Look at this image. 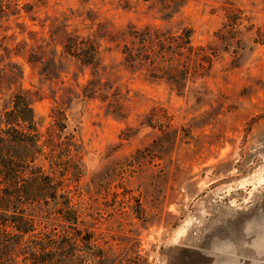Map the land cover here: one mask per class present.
Returning <instances> with one entry per match:
<instances>
[{"label":"rangeland","instance_id":"rangeland-1","mask_svg":"<svg viewBox=\"0 0 264 264\" xmlns=\"http://www.w3.org/2000/svg\"><path fill=\"white\" fill-rule=\"evenodd\" d=\"M41 3L0 21L49 178L0 264H264V0Z\"/></svg>","mask_w":264,"mask_h":264},{"label":"trees","instance_id":"trees-1","mask_svg":"<svg viewBox=\"0 0 264 264\" xmlns=\"http://www.w3.org/2000/svg\"><path fill=\"white\" fill-rule=\"evenodd\" d=\"M38 4L41 0H0V21L13 19L16 26L23 27V17L35 21ZM38 149L31 103L24 92H17L10 106L0 111V246L4 244L5 248L15 243L12 234L4 233L2 228L25 230L30 221H25L20 212L36 200L35 190L41 191L44 185L46 191L49 186V178H43L40 189L36 168L32 167ZM6 251L1 249V255Z\"/></svg>","mask_w":264,"mask_h":264}]
</instances>
